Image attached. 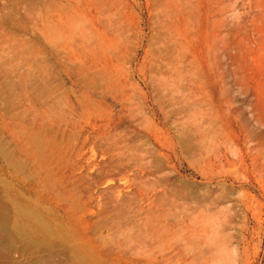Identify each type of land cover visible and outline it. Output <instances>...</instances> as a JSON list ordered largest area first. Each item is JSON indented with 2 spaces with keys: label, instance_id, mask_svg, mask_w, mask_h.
<instances>
[{
  "label": "rangeland",
  "instance_id": "1",
  "mask_svg": "<svg viewBox=\"0 0 264 264\" xmlns=\"http://www.w3.org/2000/svg\"><path fill=\"white\" fill-rule=\"evenodd\" d=\"M0 264H264V0H0Z\"/></svg>",
  "mask_w": 264,
  "mask_h": 264
},
{
  "label": "bare ground",
  "instance_id": "2",
  "mask_svg": "<svg viewBox=\"0 0 264 264\" xmlns=\"http://www.w3.org/2000/svg\"><path fill=\"white\" fill-rule=\"evenodd\" d=\"M155 26V25H154ZM162 26V25H161ZM158 28V27H157ZM158 33V32H157ZM157 48V47H156ZM163 49V48H162ZM165 49V48H164ZM158 50V49H157ZM156 59V58H155ZM160 61V60H159ZM158 64V63H157ZM166 64V63H165ZM186 72V71H185ZM89 76V75H88ZM88 84V83H87ZM95 86V85H94ZM175 88V87H174ZM173 92V91H172ZM132 109V108H131ZM154 184V183H153ZM152 184V185H153ZM147 195H148V193H147ZM133 208V207H132Z\"/></svg>",
  "mask_w": 264,
  "mask_h": 264
}]
</instances>
